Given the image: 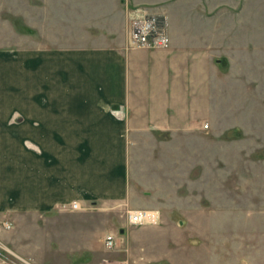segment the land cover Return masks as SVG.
<instances>
[{
  "label": "rangeland",
  "instance_id": "374dc122",
  "mask_svg": "<svg viewBox=\"0 0 264 264\" xmlns=\"http://www.w3.org/2000/svg\"><path fill=\"white\" fill-rule=\"evenodd\" d=\"M189 8L206 18L214 62L230 72L215 80L204 128L153 131L130 143L129 201L81 209L70 202L16 221L0 214L11 222L0 229L7 249L32 264H264V0H191ZM110 18L111 0H0V45L105 41L113 35L100 26ZM134 209L159 218L131 224ZM107 234L116 242L110 249Z\"/></svg>",
  "mask_w": 264,
  "mask_h": 264
},
{
  "label": "crops",
  "instance_id": "0c3cea01",
  "mask_svg": "<svg viewBox=\"0 0 264 264\" xmlns=\"http://www.w3.org/2000/svg\"><path fill=\"white\" fill-rule=\"evenodd\" d=\"M180 1L111 0L105 41L0 45V214L16 221L72 201H129L130 143L203 127L215 80L230 72L214 62L206 18ZM135 4L165 17L167 47L129 45L125 6ZM3 237L15 247L12 233Z\"/></svg>",
  "mask_w": 264,
  "mask_h": 264
},
{
  "label": "built area",
  "instance_id": "2783aa9c",
  "mask_svg": "<svg viewBox=\"0 0 264 264\" xmlns=\"http://www.w3.org/2000/svg\"><path fill=\"white\" fill-rule=\"evenodd\" d=\"M126 24L128 28V40L131 46L145 48H165L169 45L170 39L164 24V18H160L150 12L146 7L131 6L125 8ZM69 209H79L78 202L73 201L68 205ZM157 210L134 209L128 210L127 221L131 224H149L158 220ZM11 222L0 217V229H9ZM106 248H113L116 244L112 234H107L103 238ZM16 261L23 264H32L28 259L7 249L0 240V264H9L6 253ZM14 262V261H13ZM10 264H16L10 263Z\"/></svg>",
  "mask_w": 264,
  "mask_h": 264
}]
</instances>
